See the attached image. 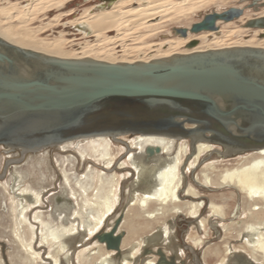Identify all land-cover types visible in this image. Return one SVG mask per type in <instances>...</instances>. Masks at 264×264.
Returning a JSON list of instances; mask_svg holds the SVG:
<instances>
[{
    "label": "bare ground",
    "instance_id": "6f19581e",
    "mask_svg": "<svg viewBox=\"0 0 264 264\" xmlns=\"http://www.w3.org/2000/svg\"><path fill=\"white\" fill-rule=\"evenodd\" d=\"M35 1H38L42 6L43 3H50L53 0ZM223 1L149 0L148 3L140 4L137 3V0H116L110 8L93 13L86 11L85 14L71 20V23L72 25H81L82 28L80 29L84 34L82 36L90 37L94 35L97 40L99 39V42H85L79 55L63 51L62 42L64 39L62 38L53 42L43 39H39V41L32 34L23 33L19 30H16L17 32L12 31V25L9 28H2L0 25V31L4 32H0V38L19 47L52 56L65 58L89 57L108 62L130 63L136 61L147 62L176 53H191L208 49L236 46L264 48V36L260 41H257L254 37L250 40L247 38L242 41H226L229 36L231 37L242 30V28L237 27L226 30L227 32L222 36L215 35L211 42L208 37L213 36L214 32H221V28L218 31L189 33L187 37L177 36L167 41L168 47L166 49L158 48L157 52L147 58L133 60L128 59L127 56H125L127 59L121 56L120 60L116 61L114 59L115 55L113 58L110 56L112 60L109 59L110 57L101 56L104 53L102 51L105 48L104 43L108 41L106 39L112 40L110 37L106 38L107 31L117 29L120 32L119 35L122 36L123 34L130 35L129 32L138 29V27L139 29L144 27L153 31L158 24V21L154 20L155 18L162 20L165 16H174L178 19L182 15H188L207 5ZM132 3L138 5L126 9ZM53 4L55 3L49 5ZM28 5L30 4H24L20 8L27 9L28 7L27 11H31ZM20 8L17 7L18 13H27ZM1 11L7 13V10ZM242 16L238 19H241ZM261 16H264V13L256 17ZM150 20H153V22ZM232 22L223 24L228 25ZM218 23L220 26L222 22ZM244 28L246 31L250 29ZM255 33L258 35L264 33V28H256ZM136 34L137 37L146 35L140 32ZM193 39L198 41L197 45L188 47V42ZM163 42L162 44H165ZM183 44L187 45L188 48L179 51V46H183ZM126 52L128 51L126 50ZM126 52L124 53L126 54ZM130 53H127V55H131ZM128 136L130 135L80 138L35 151L1 146L10 154L6 156L9 159L0 166L4 173L9 172L11 182L5 179L6 174L2 178L3 181L0 180V216L8 217L9 238L17 245V252L14 250L11 254V261L14 264H75L69 253L68 245L75 242V239L81 234V230L92 236L94 242L91 244L88 239V243L84 242L83 245H79L83 249L77 251L76 264H157V252L154 253L153 251L159 246L164 249L166 255L170 251L175 259L180 260L183 258V252L182 246L173 234L174 224L165 223L164 226L161 225L163 216L172 211L181 214L186 211L190 215L189 217L198 221L195 225L196 228L199 225L203 229H208L212 223L216 227L219 238L220 229L227 231L231 229V226L237 228V236H239L242 243L239 247H243L244 251L232 252L233 255L230 257H228L232 250L230 243L224 244L223 250H221L218 243L215 245L214 243L210 244L207 239L198 234L192 237L193 241L190 244L196 249L190 244L187 245L196 254L197 251L200 252L203 263L206 262L207 257L214 256V258H218L217 264H257V261L264 264V147L252 150H232L222 146L216 148L212 142L205 140L192 142L189 138L148 134L132 135L130 136L131 139H126ZM115 144H123L124 146H117V151H115ZM55 148L71 151L62 155L65 157H58L63 184L69 190L70 198L68 199L48 195L46 192L50 189L49 186L54 178L51 179L50 175L46 173H38L40 170L39 163H46L43 157L49 154V150ZM16 151L20 152V158H12V154ZM75 151L78 155H74ZM117 152H124L125 160L116 162ZM214 153H218L219 157L213 159ZM35 154H42V160H35L33 158ZM68 154H71V156H68ZM231 156H238V159L234 158V164L229 163V166L227 164L224 167L218 166L219 160L221 162L229 161L228 157ZM205 161L208 162L201 168V164ZM84 163H92L96 165V168L93 169L94 166L90 165L87 172L83 170L80 175L71 173L70 170L76 169L77 164L84 165ZM99 165H101L102 171L100 168L98 169ZM114 165L116 171L112 169ZM118 168L126 171L119 174ZM105 171L111 173L108 174ZM189 175H193L192 183L188 180ZM29 177H33L34 180L29 182ZM83 181H85V185ZM121 182H123L122 185ZM197 185L215 191L230 189L232 196L240 197L242 195L243 198L233 213L234 220L225 223L224 220L228 211L221 204L211 199L207 204L209 215L201 217L200 210L203 208L205 201L201 198L200 191L196 188ZM75 186H79L80 192L85 193L81 199L82 202L77 201ZM125 187L128 189L127 197L124 200L125 204L114 210ZM89 190L92 192L91 195L88 194ZM123 193H126L125 189ZM113 210L119 214L112 217L108 228L105 229V218ZM130 211H133V214L128 217ZM120 216H122V221L118 226V231H123L122 227L128 225V235H124L120 251L117 252L107 249L104 243L99 242L97 235L102 231L111 230ZM61 217L67 219L69 223L61 225L59 223ZM209 217L213 218H211L210 223H208ZM156 226H159L158 229H156ZM140 230L149 231L148 234L138 239L137 236ZM202 247L204 249L201 251ZM224 250L225 253H223ZM247 250L250 254L240 253V251L245 252ZM248 256L250 257L248 258ZM0 264H9V261L7 258L6 260L0 258Z\"/></svg>",
    "mask_w": 264,
    "mask_h": 264
},
{
    "label": "water",
    "instance_id": "95a60500",
    "mask_svg": "<svg viewBox=\"0 0 264 264\" xmlns=\"http://www.w3.org/2000/svg\"><path fill=\"white\" fill-rule=\"evenodd\" d=\"M240 1L255 10L264 6V0ZM243 13L239 6L213 11L174 33L218 31V22ZM244 27L264 28V16L247 19ZM137 134L205 140L232 150L264 147V48L130 63L52 56L0 38V144L35 151L80 138ZM121 221L97 235L107 249L120 251ZM156 254L157 264L175 262L162 249Z\"/></svg>",
    "mask_w": 264,
    "mask_h": 264
},
{
    "label": "rangeland",
    "instance_id": "374dc122",
    "mask_svg": "<svg viewBox=\"0 0 264 264\" xmlns=\"http://www.w3.org/2000/svg\"><path fill=\"white\" fill-rule=\"evenodd\" d=\"M57 1H59V2H57ZM52 3H55V4L49 5ZM143 3H146V2L142 1V3H140V4H143ZM24 4L25 5L30 4L28 6L30 7L29 10H31V11H27L28 7H27V9L26 8H20L21 6H24ZM36 4H39V2L35 1V0H25V1L24 0H0V25H1V27L2 28H7V27L9 28V26L12 25L13 26L12 31H16V30L18 31L19 30V31H22L23 33H29V34H32V36L34 35V37H36L38 40L43 39V40H46L48 42H53L57 39L62 38V39H64V41L62 42L63 51L75 53L78 55L81 54L80 53V52H82L81 48L85 45V42H89V43H95L96 42V43H98L99 39L97 40V37L94 35L90 36V37L82 36L84 34H82V30L80 29V28H82L81 25H72L71 20H74V19L80 17L81 15L85 14L86 11L93 13V12H97V11L102 10V9L110 8L112 6V4L107 5V0H53L50 3H46V2L43 3L42 6H41V4H39V5H36ZM243 4L240 3L238 0H224L223 2L213 3L210 5H207L203 8H201L200 10L189 13L188 15L187 14L182 15L178 19H177V17H174V16H165L162 20H160L159 18H155L154 20L156 22L158 21V24L155 26L156 29H154L153 31L147 30L144 27H140V29H139V27H138V29L136 28V29H134V31L132 30L131 32H129V33H131L130 35L129 34H123V36L119 35L120 32L117 29L107 31L106 32V38L110 37L112 40L110 41L109 38L106 39V41L107 40L108 41H107V43L106 42L104 43L105 48L102 49V51L104 53L101 56L105 57V58H109L111 56L113 58V56L115 55L114 59L116 61L118 59L120 60L121 56L123 58L125 56H127L128 59H133V60L138 59V58L139 59L140 58H147L151 54L157 52L158 48L166 49L168 47L167 41H169L170 39L176 38L177 36H180V35H176L174 33V28H176V27H190L193 23L200 21L203 18V16L207 13H210L213 11H222L224 9H227L228 7H231V6H243ZM31 5H33V6H31ZM137 5L138 4H136V3H132L129 7H126V9L130 8L132 6H137ZM90 6L92 7V9ZM17 7H18V9L19 8L24 9L27 13H25V14L24 13L23 14L18 13ZM1 10H7V13H4V11H1ZM258 13L259 14L264 13V7L262 9H259L258 12H253L252 10L247 9V11H245V13L241 19H236L228 25L223 24V22H222L220 25L221 32L220 31L217 33L214 32L213 36L211 35L208 37V40L211 42L212 39H214L215 35L216 36H222V34H225L227 32L226 30H230L231 28L235 29L237 27L242 28V30L238 33L236 32L231 37L229 36L230 39L227 37L229 40L227 39L226 41L235 42L238 40L242 41L243 39H247L248 37H246L245 35L248 33L251 34V32L246 31L245 28L241 25V23L247 19H250L252 17H256V15ZM66 15H67V17H66ZM9 17L12 19H10ZM172 18H174V19H172ZM150 21L153 22V20H150ZM141 29H142V31H141ZM117 31H118V33H117ZM0 32L4 33L3 31H0ZM134 32H135V34L136 33L138 34L140 32V33H144L146 35L143 37L142 36L137 37V36H135ZM126 35H127V37H126ZM128 35H129V37H128ZM263 36H264V33H261L260 35H254L253 37L255 39H257V41H260L261 38H263ZM133 38H134V40H133ZM101 39H103V38H101ZM248 39L250 40L252 38H248ZM162 42L165 44H162ZM111 46H113V47L111 48ZM130 46H132L131 48L133 50H130L131 49ZM137 46H139V47H137ZM140 47H142V48H140ZM152 48H154V49H152ZM187 48H188L187 45L183 44V46L182 45L179 46L178 50L184 51ZM139 49H141V50H139ZM142 49H143V51H142ZM126 50L128 52H126ZM122 52L123 53L126 52V54L125 53L123 54ZM127 53H130L131 55H129V54L127 55ZM142 55H143V57H142ZM111 57L109 59L112 60ZM127 57H125V58L127 59ZM130 136H132V135H130ZM130 136L126 137V139H128V138L131 139L132 137H130ZM213 144L215 145L214 147H216V148H219V146H220V145L215 144V143H213ZM119 145H120V147L124 146L123 144L122 145L121 144H117V145L115 144L114 145L115 151H117L116 149H117V146H119ZM48 152H49V154H46L45 157H43L46 160V163H43V164L39 163L40 170L38 172V173H43V174L46 173V174L50 175L51 179L54 178L53 181L51 182V185L49 186L50 189H48L46 193L48 195L54 196L55 198L57 196H61L63 199H68V198H70L69 194H68L69 190H68V187L63 184L62 176H61V173L59 171L60 163L58 162V157H65L62 155L66 154L68 152H71V151L70 150L64 151L62 149L55 148V149L49 150ZM19 153H20L19 151H16L14 154H12V158H20ZM8 155H10V154L7 153L4 150V148L0 147V164H2L4 161L9 159L6 157ZM74 155H78L76 153V151H75ZM124 155H125L124 152H117L118 158H117L116 162H118L119 160H125ZM41 156H42V154H35L33 156V158L35 160H42ZM68 156H71V154H68ZM218 157H219L218 153L217 154L214 153V156H212L213 159H216ZM237 157L236 156L228 157V159H230V160L229 161L225 160L224 162H221L219 160L218 163L220 165L218 164V166L224 167L227 164H228L227 166H229V163L234 164L235 159H238ZM27 158H28V156H27ZM209 161H211V159H209ZM207 162L208 161H205L204 163H202L200 167L201 168L204 167ZM90 165H93V164L92 163H88V164L84 163V165L77 164V168L72 169L70 171H71V173H76V174L80 175L83 173V170H85V172H87V168ZM93 166H94L93 169L96 168L95 167L96 165H93ZM34 167H36V166H34ZM114 167H115V165L113 166L112 169H114ZM99 168H100V170L102 169L101 165L98 166V169ZM0 170H2L1 166H0ZM114 171H116V170L114 169ZM125 171L126 170H124L122 168L121 169L118 168L119 174H122ZM105 172H108V171H105ZM110 173L111 172H108V174H110ZM3 176H5L4 170H2L0 172V180L1 181H3L2 180ZM192 176L193 175L188 176V180L191 183H192V181H191ZM9 178H10V176H9V172H8V173H6L5 179L7 181L11 182L9 180ZM28 180H29V182H32L34 180V178L29 177ZM122 183L123 182H121V185H122ZM83 184L84 185L86 184L85 181H83ZM196 188L198 189V191H200V194L202 196L201 198L204 199V201H205L203 208H201V210H200L201 214L199 213L201 215V217L209 215L210 212L208 211V205L207 204H209L210 199H211V200L216 201L217 203L221 204L228 211L226 219L224 220L225 223H230L231 220H234L233 213L236 211L235 208H237L239 206L240 200L243 198L242 195L240 197L235 196V195L232 196L230 189H223V190L215 191V190H208L207 188H204V187L198 186V185ZM124 189H125L126 193H123ZM75 190H76L75 194H77V201L82 202L81 199H82V197H84L85 193L80 192L79 186H75ZM123 192H121L120 197H119V202L115 206L114 210L121 208V205L125 204L124 200L127 197L128 189L126 187L123 188ZM88 194L89 195L92 194L91 190L88 191ZM183 199L185 200V198H183ZM47 203H49V202H47ZM114 210L105 218V224H104L105 229L108 228V224H110V222L112 221V217L119 214L118 212H116ZM132 214H133V211L132 212L130 211L127 216L130 217V216H132ZM189 216L190 215L186 211L183 212V214L174 213L173 211L167 212L166 215L163 216V218H162L163 221L161 220L162 221L161 225L164 226L165 223H168L169 225L174 224L175 228L173 230V234L175 236V239L180 244H183V242H185L184 243L185 245H187V243H192V241H193L192 237L197 236V234H198L202 238L207 239L210 244L214 243V245H215L218 243L221 250H223L222 247L224 246V244L230 243L232 250H231V253L229 254L228 257L233 255L232 252L233 253L234 252L239 253L238 250L244 251L243 247L242 248L239 247V246H241L242 243L239 240V236H237V228L235 226H231V229H229L227 231H223L222 229L219 228L220 229L219 235L221 238L220 239L218 237V234L216 233V227L213 226L212 223L210 225L211 229L210 228L203 229L199 225L196 228L195 225H196V222L198 223V221H195L194 219H192ZM7 218H8L7 216H3V217L0 216V234H1L0 235V241H3L7 244L9 243L7 245L8 247L4 250V252L6 253L9 264H14L11 261V254L13 253L14 250H16V252H17V245L12 242L11 238H9L10 228H8L9 223L7 221ZM209 218H210V220L208 223H210L211 220L213 219L212 217H209ZM59 223L61 225H67L69 223V221L67 219H65L64 217H61V218H59ZM158 227L156 229H158ZM233 227H235V228H233ZM122 230L124 231L125 235L126 234L128 235V225H125V227H122ZM148 231L149 230H140V232L137 236L138 239H140L143 236H145L146 234H148ZM80 233L81 234L75 239V242H73V244L70 243L68 245L69 246V253L73 257V261L75 264H76L75 261H76L77 253L80 251V249H83V247H79V245L80 244L83 245L84 242L88 243L86 238L88 237L89 234L87 232H85L84 230H81ZM83 239H84V241H83ZM89 240L91 241V244L94 242L92 240V236H90V235H89ZM11 248H12V250H11ZM126 248H128V247H126ZM203 249H204V247H202V249H200V250L202 251ZM234 250H236L237 252ZM241 251H240V253H243V254L245 253L246 255L250 254L249 250H247L245 252H241ZM43 252H44V250H43ZM197 253L199 254V257H201L200 252L197 251ZM223 253H225V250ZM190 254H192V253H190V252L187 253V256H188L187 260L188 261H186V264H189V260L191 259ZM249 257L250 256H248V258ZM0 258L3 259L1 248H0ZM63 262H64V259H63ZM217 262H218L217 257L214 258V256H209V257H207L205 263L206 264H217ZM257 262H258L257 264H262L260 261H257ZM65 264H67V263H65Z\"/></svg>",
    "mask_w": 264,
    "mask_h": 264
},
{
    "label": "flooded vegetation",
    "instance_id": "af4514ba",
    "mask_svg": "<svg viewBox=\"0 0 264 264\" xmlns=\"http://www.w3.org/2000/svg\"><path fill=\"white\" fill-rule=\"evenodd\" d=\"M142 1H145L146 3H148L149 0H140V1L138 0L137 3H142ZM143 4H144V3H143ZM247 4L249 5V2L244 3L243 6H242V8L244 9V13H245V10L247 11V9H250V10H252L253 12H255V11H258L259 9H262V8L264 7V6H261V7H259L258 10H255L254 8H250ZM244 13H243V14H244ZM257 15H259V14H257ZM257 15H256V16H257ZM245 22H246V20H245L244 22H242L241 25L244 26ZM255 30H256V28H253V29L250 28V29H248V31L251 32V34L248 33V34H246L245 36L248 37V38H252L254 35H258V34L255 33ZM253 34H254V35H253ZM1 146H5V145L0 144V147H1ZM5 174H6V173H5ZM86 239H87V240L89 239V235H88V237H87ZM95 240H96V239H95ZM184 243H185V242H183V244H180V243H179V244L182 246L181 249H182V252H183V253H182V252H181V253H182V257H183V258H181L180 260H177V259L174 258V259H175L174 264H186V261H188V260H187V257H188V256H187V253H188V252L192 253V254H190V256H191L190 258H191V259L189 260V264H206V263H203V262H202L201 257H199V254H198V253H197V254H198V255H197L192 249H190V248H189L187 245H185ZM187 244H190V243H187ZM4 245H5V246H4ZM190 245L194 248V246H193L192 244H190ZM7 247H8V246H7V243H5V242H3V241H0V248H1V252H2V255H3V259H4V260H6V258H7L6 253L4 252V250H5ZM158 249H162V248L159 246V247H157L153 252H154V253L157 252ZM194 249H196V248H194ZM162 250H164V249H162ZM165 254H166V253H165ZM156 255H157V254H156ZM166 256H167V258H168L169 261H171V260H170L171 257H174V256H173V253L170 252V251L167 252V255H166ZM158 259H159V256L157 255V256H156V262L158 261Z\"/></svg>",
    "mask_w": 264,
    "mask_h": 264
}]
</instances>
